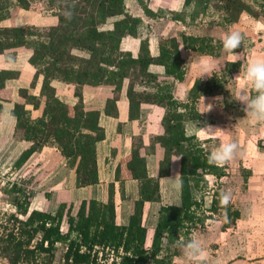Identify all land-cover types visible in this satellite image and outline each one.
<instances>
[{"label": "trees", "instance_id": "trees-1", "mask_svg": "<svg viewBox=\"0 0 264 264\" xmlns=\"http://www.w3.org/2000/svg\"><path fill=\"white\" fill-rule=\"evenodd\" d=\"M206 1L185 0V5ZM224 7L232 12L235 9L232 2ZM16 8L52 15L57 18V25L2 27L1 23L10 19ZM142 8L147 16H153L145 4ZM117 17L122 18L114 21L110 29H104ZM143 26L140 18L127 13L124 0H0V55L19 48L31 50L28 63L37 71L30 88L35 87L39 75L43 78L39 95L19 89L21 101L15 102L10 111L15 119L13 139L31 144L19 162H25L47 143H54L59 157L75 168L77 187L96 184V144L105 139V131L99 125L100 112L84 109L82 89L111 87L118 92L129 76H132L128 90L130 121L140 118L141 102H152L165 109L161 121L165 133L151 138L152 143L164 148L159 177L170 175L173 156L180 159L181 205L161 207L150 248L145 245L147 230L142 225V213L146 202H160L159 179L149 177L146 157L135 140L127 166L132 179L139 182L140 197L127 225L116 224L113 184L108 185L105 204L95 199L83 201L76 214L72 213L73 206L65 203L53 212L31 210L33 193L20 185L6 189V203L15 208L12 213L0 212V258L8 264H53L60 246L63 247L60 264H166V258L175 254L165 253L170 246H175L177 239L190 237L193 228L210 218L208 213L214 214L221 208L218 194L212 198L208 210L204 209L203 201L192 195V181L199 182L206 175L220 179L226 174L224 167L208 162L211 154L196 136L185 134L186 123L202 117L195 101L175 100L172 85L159 81L157 75L148 71L150 65H162L168 76L182 81L185 71L180 45L195 51L203 48L206 38L180 34L161 39L157 58L150 57L148 40L142 39L139 57L133 59L121 51V41L126 37L138 38ZM73 51L82 56L74 55ZM11 55L15 56V52ZM233 66L234 63L228 62L225 69ZM17 77V72L0 70L1 102L13 101L6 82ZM54 81L72 86L78 102L74 105L62 102L52 86ZM219 87L217 82L208 81L201 86L197 79L192 97L195 100L201 94L211 95ZM42 104L41 116L32 118L31 111L38 110ZM104 114L117 117L115 99L107 100ZM234 215L238 217L237 212Z\"/></svg>", "mask_w": 264, "mask_h": 264}, {"label": "rangeland", "instance_id": "rangeland-1", "mask_svg": "<svg viewBox=\"0 0 264 264\" xmlns=\"http://www.w3.org/2000/svg\"><path fill=\"white\" fill-rule=\"evenodd\" d=\"M227 2L234 3L233 12L225 9L224 4ZM230 13L233 14L232 21ZM194 14L193 33L208 38L200 55L215 64L217 70L211 77L202 76L199 71L197 74L194 72L193 76L191 73L190 75L195 80L199 79L201 86H204L206 81L220 85L219 88H214L211 95L201 94L197 97L195 108L202 116L201 122L194 127L198 132L197 139L210 154L226 139L235 141L238 151L231 161L222 166L226 172L224 177L217 179L206 175L199 182L192 181V195L194 199L203 201L206 210L210 208L215 194L220 197L223 191H230L232 199L226 208L229 212L221 206L218 212L208 213L210 218L202 226L193 228L188 238L198 237L204 242L207 249L204 264H264V121L248 117L243 105L232 99L241 89L242 81L244 89L254 94L243 73L247 63L264 60V2L209 0L206 6L198 5ZM228 30H238L245 36L243 47L236 49V53H241L237 62H232L233 57L221 46L222 35ZM229 61L235 66L225 69V64ZM199 74L201 77L197 78ZM238 75L239 77L234 79ZM31 90L29 89V93ZM216 97L223 98L222 106L214 104ZM17 98V101H21L19 94ZM203 98L205 105L214 104L211 110L204 108ZM12 100L11 105L17 102L13 95ZM0 124L7 127L0 130V212H15V208L6 203L4 192L14 185H20L33 193L31 210L53 209L58 200H50L49 184H46V180L51 178L56 167L66 160L57 154L51 163L52 167L46 169H41L39 164H29V167V159L19 162L28 148H24L22 141L13 139V130H9L10 120L2 114ZM216 128L228 130V136L216 134ZM49 144L51 143L45 146ZM45 146L36 152H40ZM58 174L57 171L56 175ZM77 205L73 206V214H76ZM236 212L238 217L234 215ZM225 214L227 222L224 221ZM65 229L66 225H63L62 230ZM162 245L165 246L164 243ZM62 251L63 247L60 246L53 264L61 263ZM165 253L172 255L171 258H166V264H187L179 248L171 246Z\"/></svg>", "mask_w": 264, "mask_h": 264}, {"label": "crops", "instance_id": "crops-1", "mask_svg": "<svg viewBox=\"0 0 264 264\" xmlns=\"http://www.w3.org/2000/svg\"><path fill=\"white\" fill-rule=\"evenodd\" d=\"M206 3H192L185 5V0H124V5L128 14L140 18L143 22V28L140 30L138 38L126 37L121 41L120 49L123 53L130 54L133 59L139 57L141 51V40L147 39V49L150 57L159 56V41L171 37H178L180 34L186 36L202 37L193 33L192 27L195 26L192 19L195 18L194 12L198 5H207ZM217 1V0H216ZM143 4L153 13V16H147L143 11ZM122 17L110 20L104 29H110L112 23ZM196 23V22H195ZM31 25L45 28L57 25V18L52 15L36 14L16 8L12 11L10 19L1 23L2 27H22ZM205 38V37H203ZM208 38L206 37V42ZM15 52V56L11 54ZM180 57L183 61V70L185 71L182 81L174 80L172 76L166 74V68L162 65H150L148 71L157 75L159 81H167L172 85V96L175 100L182 103H189L194 100L192 89L195 78L193 73L201 72V65L208 62L206 57H202V49L192 51L185 48L182 44L179 48ZM32 51L26 48L6 51L0 55V70H9L18 73V77L6 82V88L12 89V95L15 101L18 100L19 89H31V83L34 80L36 69L28 63ZM74 55L82 56V53L73 51ZM211 57V56H210ZM211 59V58H210ZM219 59V58H215ZM231 62V61H229ZM192 74V76L190 75ZM200 74L197 78H200ZM42 76L39 75L35 87L31 94L38 96L42 85ZM132 83V76L126 78L120 91L116 92L111 87H90L85 86L82 89V103L86 111L97 110L100 112L99 125L105 131V139L96 144V168L98 181L94 185L77 187L75 183V168L68 166L67 162H61L54 170L51 178L46 180L49 184L50 200L57 201L51 210L55 211L59 204L76 206V213L83 201L95 199L100 203L107 202L108 185H114V200L116 224L127 225L130 216L133 214L134 204L139 200V182L132 179L131 171L128 169L127 159L132 151L134 140L138 148L147 160V170L149 177L159 179V190L161 200L157 202H146L143 207L142 225L146 228L147 248L151 247L153 234L158 223L161 207L167 205L180 206V159L173 156L170 162V175L168 177H159V165L164 158V148L158 143H152L151 138L163 136L165 131L161 121L165 112L152 102H141L140 118L138 120H129V98L128 90ZM52 86L56 90V96L64 103L74 105L78 99L74 95V88L54 81ZM136 92L142 93L140 90ZM17 99V100H16ZM116 100L118 115L116 118L108 117L104 114L107 100ZM2 116L10 120L9 130H14L15 119L10 115L13 104L2 103ZM43 104L36 111H31L32 118L41 116ZM200 114L201 112L198 111ZM200 120L189 121L185 125L186 136H198L195 131V125L198 126ZM6 129V125L0 124V130ZM24 148H30L31 144L22 141ZM51 145V146H50ZM59 154L54 143L45 146L40 152H35L28 160L29 164H39L41 169L50 168L55 155ZM37 162V163H36ZM59 172L58 176L56 172ZM65 178V179H64ZM67 178L69 180H67ZM73 211V209H72ZM166 246V239H163ZM164 246V247H165ZM172 246V245H171ZM170 246V247H171ZM0 264H8L7 261L0 259Z\"/></svg>", "mask_w": 264, "mask_h": 264}, {"label": "clouds", "instance_id": "clouds-1", "mask_svg": "<svg viewBox=\"0 0 264 264\" xmlns=\"http://www.w3.org/2000/svg\"><path fill=\"white\" fill-rule=\"evenodd\" d=\"M245 36L238 30H228L222 35L221 46L228 54L233 57L232 62L239 61L241 53H236L234 50L243 47ZM243 76L254 94L249 93L243 87L235 93L236 100L243 105V109L248 117L256 121H264V60H253L244 66ZM217 70V66L213 63L206 62L201 65L202 76H213L212 73ZM240 75V73H239ZM235 77L234 79L238 78ZM222 97L214 98V104L221 105ZM213 103L205 105L203 98V106L207 111L214 106ZM206 111V112H207ZM216 134L228 136L229 131L225 129H214ZM238 144L230 139H226L222 145L216 147L215 151L208 157V162L216 166H223L231 161L237 154ZM232 194L230 191H223L219 197V203L224 206L225 210L231 202ZM227 215L224 216V221L227 222ZM175 247L179 248L182 253V258L187 264H204L207 257V249L204 242L198 238L177 239Z\"/></svg>", "mask_w": 264, "mask_h": 264}]
</instances>
